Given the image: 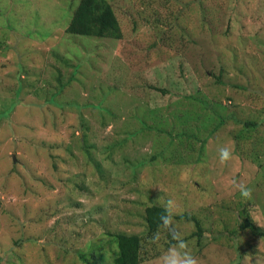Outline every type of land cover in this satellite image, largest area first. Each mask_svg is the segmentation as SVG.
<instances>
[{
    "label": "rangeland",
    "instance_id": "rangeland-1",
    "mask_svg": "<svg viewBox=\"0 0 264 264\" xmlns=\"http://www.w3.org/2000/svg\"><path fill=\"white\" fill-rule=\"evenodd\" d=\"M110 1L120 41L68 34L79 0H0V264H95L94 243L110 264L115 233L157 257L172 237L148 235L145 209L169 200L206 230L173 219L198 264H264L239 217L249 205L264 232V0ZM215 99L242 124L180 146L177 114Z\"/></svg>",
    "mask_w": 264,
    "mask_h": 264
},
{
    "label": "trees",
    "instance_id": "trees-1",
    "mask_svg": "<svg viewBox=\"0 0 264 264\" xmlns=\"http://www.w3.org/2000/svg\"><path fill=\"white\" fill-rule=\"evenodd\" d=\"M168 19L169 21H171L170 15ZM173 20L175 21L176 24L179 22L178 21L179 18L177 17L173 18ZM174 21H172V23H174ZM121 25L122 24L118 18L115 7L110 0H79L78 6L76 7L73 13V17L66 31L69 35L96 37L102 39L103 38L114 39L120 41L123 38ZM224 59L229 60V58H227L226 56H224ZM223 72L225 73V70L222 68L221 75L218 77L219 83H222ZM153 89L156 90L157 92L165 91L164 89H160L156 87H154ZM201 92L202 91L200 90V93ZM196 95L197 94L192 95L194 97L187 99L185 98V99L186 101L189 100L190 104L193 106L196 105V103L198 102L202 104L200 97ZM182 100H177V103H180ZM157 109L158 108L155 109L153 108L151 112L154 113ZM203 109H204L203 115H201V112L200 111L198 112V110L187 111L188 113H186V115L184 112L180 111L179 113L178 111L179 114L177 115H180V117H176L177 120L176 123L182 124V126L180 127V131L177 134L180 137L179 145L183 143L186 144L188 143L193 146L194 143L196 145L200 139H202L201 141L204 142L206 145L207 137L209 135L214 134L216 131H218L220 127L225 126L229 120L232 121L233 117L237 119L235 116L232 115L233 113L231 112H229V114L226 113L228 111V107L224 106L223 101L220 99H215L214 102H211L210 100H205ZM181 114H184V117L181 116ZM236 122L242 124L241 121L239 122V119H237ZM255 125H256L255 123L245 121L242 127L245 131L246 129L253 128ZM205 136L206 139L204 141ZM240 153L242 152L240 151V146H238L237 155L239 154V156L241 157L240 159L245 160L246 158L244 157V155H241ZM243 163L245 165V162ZM56 167L57 166L55 165L54 168L56 169ZM97 167H99L98 170H99L100 178L104 179L106 177L105 183L108 184V186L105 187L107 188L110 187L113 180L111 181V177L107 176L108 174L103 169L100 168V164H98ZM71 180L72 178H70L69 182ZM75 187L80 188V190H82V188L78 183H75ZM239 204H241V210H239L240 211L239 217L241 224L240 231H245L246 229H252L254 231H257L256 234L264 236V232H262L261 227L258 226L259 224L257 225L254 219H252V214L249 211V205L243 203H239ZM164 209L165 206L159 204H153L152 206L150 205L146 207L145 221L149 236L152 234L155 235L158 231L160 232L163 229L159 227L160 224L159 215L164 211ZM173 219L183 220L187 222H195L198 231L193 236L197 237L199 241L204 238V233L206 232V230H204L201 221L198 220L196 216H192L191 214L188 213L175 214L173 216ZM145 240H146L145 238H143L138 234H127V233L111 234V240L109 242V246H107L109 248L108 254L110 255L109 256L110 261H107L105 263L110 262V264H144L148 261L161 257L164 253L168 252L172 244L175 243V241L172 240L171 238L170 243L166 245L165 251L159 253L157 257L149 258L148 250L145 247V242H144ZM91 247H92V257L94 258L93 260L95 264L100 261L102 262L105 261L104 260L105 254L103 253V248H106V246L102 247L98 243H94L90 246V248ZM16 255L18 254L16 253ZM84 256L85 255H81V258L83 259V262L84 261L86 262ZM87 263L90 264V262L88 261Z\"/></svg>",
    "mask_w": 264,
    "mask_h": 264
},
{
    "label": "clouds",
    "instance_id": "clouds-1",
    "mask_svg": "<svg viewBox=\"0 0 264 264\" xmlns=\"http://www.w3.org/2000/svg\"><path fill=\"white\" fill-rule=\"evenodd\" d=\"M219 157L221 163H227L233 159V154L230 148L222 147L219 149ZM235 187L240 191L241 196L250 200L252 198V190L242 183H236ZM178 206L173 200H169L165 209L159 215V227L166 230L174 244L169 248L163 258V264H198V259L191 253L187 242L183 238L182 232L175 226L173 216L177 211ZM154 241L159 240V231L153 237ZM259 264V262H258Z\"/></svg>",
    "mask_w": 264,
    "mask_h": 264
},
{
    "label": "water",
    "instance_id": "water-1",
    "mask_svg": "<svg viewBox=\"0 0 264 264\" xmlns=\"http://www.w3.org/2000/svg\"><path fill=\"white\" fill-rule=\"evenodd\" d=\"M15 159V158H14Z\"/></svg>",
    "mask_w": 264,
    "mask_h": 264
}]
</instances>
